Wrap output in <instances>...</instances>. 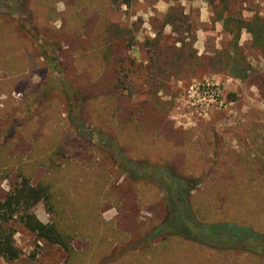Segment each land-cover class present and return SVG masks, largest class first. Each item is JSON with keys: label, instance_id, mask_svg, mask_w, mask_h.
<instances>
[{"label": "rangeland", "instance_id": "rangeland-1", "mask_svg": "<svg viewBox=\"0 0 264 264\" xmlns=\"http://www.w3.org/2000/svg\"><path fill=\"white\" fill-rule=\"evenodd\" d=\"M15 4L0 0V201L20 180L11 164L53 144L51 161L76 167L74 186L96 190L101 222L120 236L78 234L68 257L16 218L20 256L0 264H264L258 241L248 253L148 237L174 188L166 173L198 179V221L264 235V46L221 20L264 19V0H25L28 13ZM207 81L222 104L205 109L190 88ZM47 173L37 165L31 184ZM31 210L51 218L44 201Z\"/></svg>", "mask_w": 264, "mask_h": 264}, {"label": "trees", "instance_id": "trees-1", "mask_svg": "<svg viewBox=\"0 0 264 264\" xmlns=\"http://www.w3.org/2000/svg\"><path fill=\"white\" fill-rule=\"evenodd\" d=\"M11 1H15V8L20 12L28 13V8L24 7L25 0ZM127 1L129 0H126V3ZM218 16L221 18L220 15ZM221 20L223 26L228 31H232L236 38L239 37L240 30L245 29L251 34L253 45L264 46V19L261 17L254 16L249 20L222 17ZM108 26L111 25L108 24ZM36 151L37 161L30 159L25 163L16 162V166L11 164V168L14 167L20 180L0 201V256L7 261L15 260L20 256L13 238L15 230L9 225V222L16 218L37 237L61 247L68 257L73 255L71 241L78 234L89 235L93 240L98 239L100 244L107 242L109 238L115 239L120 236L114 228L101 222L97 213L98 199L94 198L97 194L96 190L84 189V196H81V187L74 186L76 181L74 175L78 171L76 167L68 163L69 168L64 169L65 167L51 161L52 155L57 153V146L50 144L47 149L38 148ZM46 153L49 155L46 156ZM143 163L146 164L147 171H167L168 169L166 166ZM133 164L138 169L136 163ZM37 165L46 166L48 173L36 185H32L31 173ZM132 173L134 178L142 177L136 170H132ZM166 175H168L165 178L166 182L169 186L173 184L174 188L170 191V188L166 186L168 189L165 197L168 208L166 216L149 232V238H164L165 235L171 234L214 249H231L229 247L236 244L248 253H256L252 243L258 241L264 244V235L248 225H237L226 221L214 223L198 221L193 216L189 204V192L193 185L199 184L198 179L189 181L175 174L166 173ZM93 198L94 202L89 203ZM39 201L45 202L51 214L50 220L46 223L40 221L31 210Z\"/></svg>", "mask_w": 264, "mask_h": 264}, {"label": "built area", "instance_id": "built-area-1", "mask_svg": "<svg viewBox=\"0 0 264 264\" xmlns=\"http://www.w3.org/2000/svg\"><path fill=\"white\" fill-rule=\"evenodd\" d=\"M190 97L192 99L196 98L198 101L201 102H207L205 109H207L208 106H217L218 104H222V100L219 101V87L217 84L214 82H204V83H199L197 86L192 85L190 88ZM194 95V96H193ZM193 96V97H192ZM208 99H207V98ZM233 104L232 101L227 102L226 106H231ZM224 106V105H223ZM203 108V105H201Z\"/></svg>", "mask_w": 264, "mask_h": 264}]
</instances>
